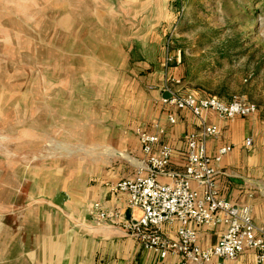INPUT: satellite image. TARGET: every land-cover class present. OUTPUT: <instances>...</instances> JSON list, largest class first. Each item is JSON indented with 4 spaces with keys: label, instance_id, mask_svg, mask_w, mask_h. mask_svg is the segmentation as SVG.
Returning <instances> with one entry per match:
<instances>
[{
    "label": "crops",
    "instance_id": "obj_1",
    "mask_svg": "<svg viewBox=\"0 0 264 264\" xmlns=\"http://www.w3.org/2000/svg\"><path fill=\"white\" fill-rule=\"evenodd\" d=\"M173 1L82 0L83 21L87 18L88 23L73 30V11L64 20L60 18L73 37L66 53L72 65L66 64L71 69L67 83L78 82L81 90L76 95L70 93L73 99L66 101L62 113L57 102L50 108L53 121L48 130L62 129L69 134L64 142L55 144L64 151L62 156L31 161L22 154L6 169L9 177L5 187L11 190L7 202L0 204V264L182 261L180 256L161 259L127 235L116 220L99 221L94 212L96 204L105 210L119 209L121 223L140 216V209L128 208L126 194L112 188L119 180L134 178L145 157L138 128L154 132L156 123L164 128L161 142L175 149L169 166L174 171L184 169L187 134L199 130L192 114L162 101V31L165 22L172 20ZM173 54L176 57L175 51ZM175 62L170 72L182 77L180 62ZM170 114L176 117L175 124L168 121ZM257 115L222 120L211 114L208 123L219 126L221 133L208 142V152L215 155L223 145L233 147L221 162L214 163L219 170V193L227 200L251 206L254 222L264 230V125ZM74 130L75 140L73 136L70 139ZM247 138L252 139L251 145H246ZM75 144L91 150L74 155L71 147ZM177 226L176 222L166 225L165 235L176 239ZM198 230L200 244L208 247L219 241L226 224ZM255 257V250H246L232 264H254Z\"/></svg>",
    "mask_w": 264,
    "mask_h": 264
},
{
    "label": "rangeland",
    "instance_id": "obj_2",
    "mask_svg": "<svg viewBox=\"0 0 264 264\" xmlns=\"http://www.w3.org/2000/svg\"><path fill=\"white\" fill-rule=\"evenodd\" d=\"M182 2L184 14L177 30H172ZM81 3L0 0V204L7 202L11 190L5 187L6 169L10 161H18L8 155L32 157L36 150L35 161H44L64 153L54 144L69 134L48 130L53 121L50 108L57 102L59 112L65 110L66 101L73 99L70 93H79L81 85L67 83L72 65L66 53L73 37L60 18L73 11V30L88 23L87 18L83 21ZM171 11L172 20L162 31L161 56L172 33L171 50L180 57L183 75L181 89L255 103L257 120L264 125V0H175ZM76 134L74 130L70 139ZM262 138L264 151V129ZM71 149L74 155L91 150L76 144Z\"/></svg>",
    "mask_w": 264,
    "mask_h": 264
},
{
    "label": "built area",
    "instance_id": "obj_3",
    "mask_svg": "<svg viewBox=\"0 0 264 264\" xmlns=\"http://www.w3.org/2000/svg\"><path fill=\"white\" fill-rule=\"evenodd\" d=\"M184 11L182 2L172 30H177ZM172 35L165 44L164 60L166 76L163 92L169 96L163 97L162 101L189 112L200 124L199 130L186 136L184 169L169 170L175 149L161 142L165 130L159 123L154 124V132L138 128L136 133L145 157L134 178L119 180L112 188L114 192L126 194L128 208H138L141 214L128 217L126 222L121 223V210H105L96 204L95 216L99 221L116 220L141 247L163 260L180 256V264H232L246 250H255L254 264H264V230L254 222L251 206L227 200L219 193L216 179L219 170L214 163L221 162L233 147L223 145L215 155L208 152V142L218 138L221 133L219 126L208 123L211 114L222 120H234L255 116L258 107L255 103L238 98L224 101L217 96H197L193 92L183 91L182 78L172 75L169 69L173 61L180 62V57H175L171 50L174 42ZM168 121L175 124L177 120L170 114ZM245 143L251 145L252 139L247 138ZM161 177L170 180L161 181ZM175 222L178 223L177 238L172 239L165 235L164 228ZM221 222L226 224V230L219 241L203 247L199 242L198 227Z\"/></svg>",
    "mask_w": 264,
    "mask_h": 264
},
{
    "label": "water",
    "instance_id": "obj_4",
    "mask_svg": "<svg viewBox=\"0 0 264 264\" xmlns=\"http://www.w3.org/2000/svg\"><path fill=\"white\" fill-rule=\"evenodd\" d=\"M169 96V94L168 93H165V97H168ZM2 139L3 138H5V137H1ZM52 143V142H51ZM51 145V144H50ZM53 146V145H52ZM54 146H55V148H57V146L54 144ZM57 149H60V148H57ZM18 156H20V155H12V156H10V155H8L7 157L8 158H13V157H15V158H17ZM21 156H22V154H21ZM20 156V157H21ZM37 157H36V154H32V157L30 158L31 159V161H35V159H36ZM12 161H10V163H11Z\"/></svg>",
    "mask_w": 264,
    "mask_h": 264
}]
</instances>
